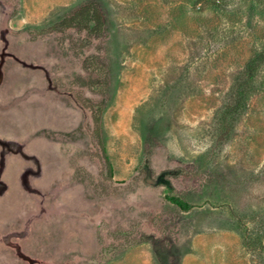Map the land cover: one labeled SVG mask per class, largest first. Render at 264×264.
Returning a JSON list of instances; mask_svg holds the SVG:
<instances>
[{"label": "rangeland", "instance_id": "374dc122", "mask_svg": "<svg viewBox=\"0 0 264 264\" xmlns=\"http://www.w3.org/2000/svg\"><path fill=\"white\" fill-rule=\"evenodd\" d=\"M0 264H264V0H0Z\"/></svg>", "mask_w": 264, "mask_h": 264}, {"label": "trees", "instance_id": "16d2710c", "mask_svg": "<svg viewBox=\"0 0 264 264\" xmlns=\"http://www.w3.org/2000/svg\"><path fill=\"white\" fill-rule=\"evenodd\" d=\"M250 69H253V68L250 66ZM238 95L241 98L243 96V93L239 90ZM239 102H240L239 104H242L241 100H239ZM166 199L168 200V202L178 207L182 211H188L190 209V206L185 201H183L182 199L178 197L167 196Z\"/></svg>", "mask_w": 264, "mask_h": 264}]
</instances>
